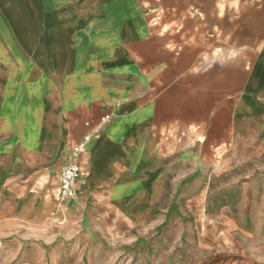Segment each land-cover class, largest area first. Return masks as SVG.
<instances>
[{
    "label": "crops",
    "instance_id": "obj_1",
    "mask_svg": "<svg viewBox=\"0 0 264 264\" xmlns=\"http://www.w3.org/2000/svg\"><path fill=\"white\" fill-rule=\"evenodd\" d=\"M196 8L184 0H0V121L29 124L30 153L62 163L86 122L98 126L78 191L102 189L117 213L141 219L195 145L214 155L264 139V20H251L254 36L238 35L244 57L234 60L226 59L230 25H222L216 64L215 25Z\"/></svg>",
    "mask_w": 264,
    "mask_h": 264
},
{
    "label": "rangeland",
    "instance_id": "obj_2",
    "mask_svg": "<svg viewBox=\"0 0 264 264\" xmlns=\"http://www.w3.org/2000/svg\"><path fill=\"white\" fill-rule=\"evenodd\" d=\"M184 1L213 21L216 64L222 25H230L226 59L234 60L244 57L238 35L254 36L251 20H264V0ZM26 126L0 121V264H264V139L214 155L195 145L193 160L175 165L162 201L128 220L102 189L81 194L79 184L62 208V161L31 154Z\"/></svg>",
    "mask_w": 264,
    "mask_h": 264
},
{
    "label": "built area",
    "instance_id": "obj_3",
    "mask_svg": "<svg viewBox=\"0 0 264 264\" xmlns=\"http://www.w3.org/2000/svg\"><path fill=\"white\" fill-rule=\"evenodd\" d=\"M110 118L109 113L104 114L100 118L99 125L106 124ZM86 126L89 127L88 131L80 141L71 146L57 175L55 200L62 208L67 206L75 197L77 186L84 172L83 156L87 152V144L90 140L96 138L100 132V128L92 126L90 121L86 122Z\"/></svg>",
    "mask_w": 264,
    "mask_h": 264
},
{
    "label": "bare ground",
    "instance_id": "obj_4",
    "mask_svg": "<svg viewBox=\"0 0 264 264\" xmlns=\"http://www.w3.org/2000/svg\"><path fill=\"white\" fill-rule=\"evenodd\" d=\"M76 196H77V192H76V195H75V197H74V198H73L71 201L75 200V199H76ZM71 201H70V202H71Z\"/></svg>",
    "mask_w": 264,
    "mask_h": 264
}]
</instances>
